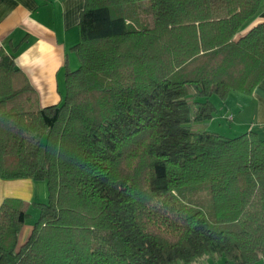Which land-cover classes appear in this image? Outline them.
<instances>
[{
  "label": "trees",
  "instance_id": "trees-1",
  "mask_svg": "<svg viewBox=\"0 0 264 264\" xmlns=\"http://www.w3.org/2000/svg\"><path fill=\"white\" fill-rule=\"evenodd\" d=\"M261 0H86L59 104L42 108L15 53H0V178L45 182L0 208V264H257L264 141L194 132L213 96L264 80ZM207 200L196 203L195 196ZM219 261V262H217Z\"/></svg>",
  "mask_w": 264,
  "mask_h": 264
},
{
  "label": "crops",
  "instance_id": "crops-1",
  "mask_svg": "<svg viewBox=\"0 0 264 264\" xmlns=\"http://www.w3.org/2000/svg\"><path fill=\"white\" fill-rule=\"evenodd\" d=\"M85 3L86 0H0V53L5 50L12 54L11 48L23 43L15 53L16 65L37 91L42 108L61 102L66 64L72 71L80 65L71 49L80 40L78 26ZM257 25H264V0L236 40ZM212 103L217 109L212 119L213 133L237 138L253 132L264 141V80L251 96L232 91L227 101L213 96ZM6 199L30 204V217L34 216L39 211L35 203L48 201L47 185L32 179L0 178V208ZM37 220L26 222L20 234L21 244L29 239ZM257 264H264V258Z\"/></svg>",
  "mask_w": 264,
  "mask_h": 264
},
{
  "label": "rangeland",
  "instance_id": "rangeland-1",
  "mask_svg": "<svg viewBox=\"0 0 264 264\" xmlns=\"http://www.w3.org/2000/svg\"><path fill=\"white\" fill-rule=\"evenodd\" d=\"M63 86H65V79L63 80ZM64 89L65 88L63 87V90ZM210 101L212 102V98L210 99ZM192 129L194 132H198V129H201V130H203V132L207 131V132L212 133V120L207 121V122H201V123L194 124V125H192ZM206 200H207L206 195H199V196H195L193 198V201L196 203L204 202ZM37 212H38V214H36L34 216L32 215L30 218H28L27 222L30 220L35 222L39 217V211H37ZM178 264H183V263L179 262ZM193 264H214V262L212 261V255H208L207 257H205V258L201 259L200 261L193 263Z\"/></svg>",
  "mask_w": 264,
  "mask_h": 264
}]
</instances>
